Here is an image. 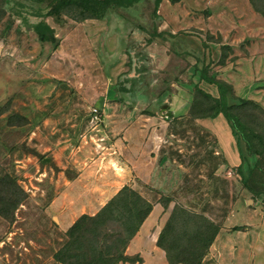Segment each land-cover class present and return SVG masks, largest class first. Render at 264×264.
Returning <instances> with one entry per match:
<instances>
[{
    "label": "rangeland",
    "instance_id": "obj_1",
    "mask_svg": "<svg viewBox=\"0 0 264 264\" xmlns=\"http://www.w3.org/2000/svg\"><path fill=\"white\" fill-rule=\"evenodd\" d=\"M178 1L154 14L143 0L82 22L45 17L46 2L0 1V179L23 192L12 219L0 215V264H60L63 216L95 215L134 182L151 201L170 199L165 211L177 204L216 220L221 234L201 264H236L245 247L264 261V194L252 193L264 188V151L249 155L233 137L241 163L227 165L228 143L220 149L218 137L230 125L221 115L198 118L209 104L194 91L218 97L202 72L224 82L233 113L264 137L263 60H245L250 39L232 35L247 8L264 17L244 0ZM39 21L53 29L52 42L38 40ZM249 76L254 85L243 88Z\"/></svg>",
    "mask_w": 264,
    "mask_h": 264
},
{
    "label": "trees",
    "instance_id": "obj_2",
    "mask_svg": "<svg viewBox=\"0 0 264 264\" xmlns=\"http://www.w3.org/2000/svg\"><path fill=\"white\" fill-rule=\"evenodd\" d=\"M4 2V0H0ZM47 4L45 17L64 15L75 22L100 20L111 8H129L140 0H35ZM162 0H154L153 13ZM176 2L177 0H169ZM253 10L264 17V0H248ZM41 43L54 40L53 29L39 21L32 26ZM154 37L161 33L154 32ZM200 80L213 85L218 97H212L194 86L195 93L208 102L205 114L198 118H215L218 115L229 123L233 135L244 145L247 154L260 158L264 151L263 134L245 123L233 113L235 105H228L230 88L206 72L200 73ZM251 104L249 101L241 105ZM262 162L257 160L251 168L252 174L261 170ZM4 192L0 199V215L12 219L13 212L23 200V192L9 178L0 179ZM255 196L264 194L252 190ZM164 197V196H163ZM168 198L160 196L158 203L165 210ZM152 210V204L134 189L123 186L95 215H81L64 232L67 240L54 253L53 259L60 264H118L119 262H139L138 257H127L124 251L130 240L138 232ZM219 232V225L203 214L190 211L174 204L168 218L160 230L156 246L165 255L168 264H201Z\"/></svg>",
    "mask_w": 264,
    "mask_h": 264
},
{
    "label": "crops",
    "instance_id": "obj_3",
    "mask_svg": "<svg viewBox=\"0 0 264 264\" xmlns=\"http://www.w3.org/2000/svg\"><path fill=\"white\" fill-rule=\"evenodd\" d=\"M143 0L138 1L139 3ZM154 2V0H152ZM137 2V3H138ZM169 3L168 0H162L159 6H163L164 3ZM178 2L189 5V4H199V3H208V4H236L237 1L235 0H179ZM243 2V0H241ZM244 3H246V7L248 6V0H244ZM250 7V6H249ZM247 17L244 19H240L238 21V24L236 26H239V28L236 30V33H233L232 35H235L234 41L241 40V39H250V45L247 47L248 56L245 58L250 64L254 62L256 59H262L263 62L258 64L257 61V68L259 70L260 66L264 65V40H258L257 36L259 32H263L264 29V20H261L258 18V16L255 15V13L251 10V8H247ZM252 12H249V11ZM189 12V11H188ZM187 13V11H186ZM264 68H260V74H264ZM252 75V74H248ZM253 76V75H252ZM254 85L252 79L249 78L245 81L244 85H242L243 88L246 87V89H250V87ZM264 85V84H260ZM259 94L257 95L256 100L261 101L264 103V89L258 91ZM216 132V131H214ZM217 134V132H216ZM217 136V135H216ZM218 137V136H217ZM233 137L237 141V137L233 136L232 130L228 127L225 128L224 134L222 136L218 137L219 143H220V149H224V147L228 146L229 151H224L225 155L228 156V159H225L226 164L234 167L236 165H240L241 161V153H237L234 150L233 147ZM238 143L243 146V143L238 140ZM242 143V144H241ZM242 148V149H243ZM123 170V169H122ZM129 170V169H128ZM124 171V178L128 180L130 179V176H128V172L126 170ZM150 174H148L145 178L142 180L146 184L148 181H150ZM135 191H137L143 198H145L148 202L152 204V210L148 217L144 220L142 225L140 226L138 232L135 234V236L130 240L128 243L124 255L127 257H138L140 259L139 262L135 263H128V262H119L118 264H168L164 252L156 246V241L158 234L162 227L164 226L167 218H168V212L163 209V207L157 202V201H151L149 192L147 193L142 188L138 187L136 182L133 183L131 186ZM94 195H90V197H93ZM50 211H58L53 208V205L50 206ZM171 209V208H170ZM163 212V213H162ZM202 213L207 214L209 219L212 221L214 220L208 213L202 211ZM63 215H65V212H62ZM72 224L70 222V219L63 216L62 221L60 222V228L61 230H67L69 226ZM62 225V227H61ZM222 229H220V232L217 234L216 239L220 236ZM258 241V237H257ZM255 247H258L260 250H262L263 245L262 243L255 242ZM261 255L259 253L253 254L249 251L247 247L244 249H239L236 251V254H234L233 260L236 264H264V261L261 260Z\"/></svg>",
    "mask_w": 264,
    "mask_h": 264
},
{
    "label": "built area",
    "instance_id": "obj_4",
    "mask_svg": "<svg viewBox=\"0 0 264 264\" xmlns=\"http://www.w3.org/2000/svg\"><path fill=\"white\" fill-rule=\"evenodd\" d=\"M92 118L94 120H99V117H98V112L96 110H93L92 111ZM229 174V173H228Z\"/></svg>",
    "mask_w": 264,
    "mask_h": 264
}]
</instances>
